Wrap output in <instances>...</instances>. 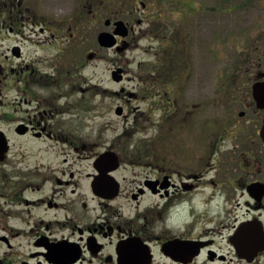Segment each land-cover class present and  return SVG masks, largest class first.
<instances>
[{
    "label": "flooded vegetation",
    "instance_id": "af4514ba",
    "mask_svg": "<svg viewBox=\"0 0 264 264\" xmlns=\"http://www.w3.org/2000/svg\"><path fill=\"white\" fill-rule=\"evenodd\" d=\"M1 1L0 30L12 41L33 0ZM134 10L107 9L82 25L103 20L96 35L114 34L122 21L126 34L116 38L126 47L140 23ZM27 19L46 40L72 39L77 29L42 12ZM255 37L244 61L214 83L223 112L205 119L203 99L171 95L158 145L136 148L132 159L119 145L86 152L70 135L60 147L70 119L60 117L69 103L56 105L65 94L53 92L62 65L51 58L46 73L10 44L0 63V264H264V241L242 252L237 236L250 224L264 229V32ZM124 167L133 174L128 189L118 176Z\"/></svg>",
    "mask_w": 264,
    "mask_h": 264
},
{
    "label": "rangeland",
    "instance_id": "374dc122",
    "mask_svg": "<svg viewBox=\"0 0 264 264\" xmlns=\"http://www.w3.org/2000/svg\"><path fill=\"white\" fill-rule=\"evenodd\" d=\"M135 1L39 0L37 5L33 0L30 13L24 12V25H18L23 35L13 33L11 41L3 38L7 29L0 30L1 64L7 63L4 54L15 42L25 50L26 62L37 61L46 73L51 72L46 66L51 58L61 63L60 74L53 72L60 82L53 92L65 94L56 105L69 103L60 117L71 121L62 126L65 131L60 147L67 146L63 140L70 135L68 139L79 140L77 144L83 143L86 152L89 148L95 152L106 145H119L126 147L132 159L136 148L158 145L155 136L160 134V118L171 95L182 102L203 99L205 119L213 118L223 112L215 81L221 72H231V67L244 61L255 34L264 32V0H144L148 3L145 11L139 7V0ZM1 3L0 21L6 13ZM134 5L133 20L140 19V25L133 21L134 32L127 47L119 52L97 44V31L105 29L103 20L90 30L83 28L85 16L91 20L107 9ZM38 12L61 22L70 18L77 21L75 36L70 39L65 33L46 40V34L38 33L39 26L27 19ZM124 18L130 19L127 15ZM90 53L93 55L88 58ZM118 67L124 77L115 82L111 71ZM192 104H188L189 111ZM119 106L121 114L116 113ZM208 128L212 127L206 124ZM132 175L127 167L119 170L124 189L130 187Z\"/></svg>",
    "mask_w": 264,
    "mask_h": 264
},
{
    "label": "water",
    "instance_id": "95a60500",
    "mask_svg": "<svg viewBox=\"0 0 264 264\" xmlns=\"http://www.w3.org/2000/svg\"><path fill=\"white\" fill-rule=\"evenodd\" d=\"M117 28L115 30V33H119L120 35H125L126 31H123L121 29L122 27V21L117 22ZM97 41L101 46L104 47H112L116 43V38L114 34L108 33L106 31L100 32L97 36ZM116 49L120 51L122 49L121 46H117ZM92 53L88 54V58L92 57ZM121 68H117L112 71V78L115 81H119L122 78L121 73ZM121 108L117 107L116 108V113L121 114ZM261 136L264 139V122H263V127L261 129ZM246 227H242L239 229L237 236H238V248L244 252L246 249L250 250L252 248L253 251H256L257 249L261 248L263 245L264 241V229L260 227L259 225L257 226L256 224H250L247 227V234L245 233Z\"/></svg>",
    "mask_w": 264,
    "mask_h": 264
}]
</instances>
